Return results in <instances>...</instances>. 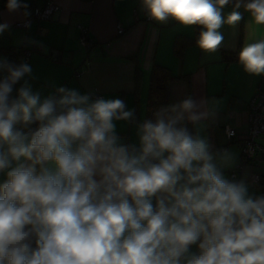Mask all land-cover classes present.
Returning <instances> with one entry per match:
<instances>
[{
	"label": "clouds",
	"instance_id": "obj_1",
	"mask_svg": "<svg viewBox=\"0 0 264 264\" xmlns=\"http://www.w3.org/2000/svg\"><path fill=\"white\" fill-rule=\"evenodd\" d=\"M228 3L142 0L157 21L201 26L197 45L209 53L224 39L222 25L242 18L241 0L222 16ZM243 7L264 26V0ZM22 8L8 0L10 13ZM9 27L0 23V33ZM238 60L264 74V39L244 44ZM0 72V264H264V196L224 176L231 152L213 151L199 128L193 135L183 126L214 118L219 101L162 107L128 145L116 133L117 121L134 120L123 100L63 86L42 99L25 79L28 63L0 57Z\"/></svg>",
	"mask_w": 264,
	"mask_h": 264
},
{
	"label": "crops",
	"instance_id": "obj_2",
	"mask_svg": "<svg viewBox=\"0 0 264 264\" xmlns=\"http://www.w3.org/2000/svg\"><path fill=\"white\" fill-rule=\"evenodd\" d=\"M47 1L57 4L58 10L52 19L41 21L39 25L31 24L27 28L15 24L31 15L34 7L43 6ZM27 4L26 9L9 12L7 7L0 8V23L7 22L10 27L0 33V46L13 48L37 49L31 53L28 64L32 75L25 77L34 92L41 98L57 94L61 86L76 89L81 94H91L96 98L123 100L127 109L134 112L135 69L141 72L139 84V103L137 118L132 122L117 121L116 133L121 142L128 145L137 144V124L145 115V99L148 90L149 73L153 63L166 66L176 79L167 85L169 106L178 104L187 97L194 100L206 99L219 101L214 118L193 125L185 120L183 126L192 134L205 137L213 151L228 150L237 163L240 148L246 136L247 103L256 91H264V74L251 75L245 72L239 63L238 55L246 43L264 39V26L251 22L250 13L241 0L239 9L241 19L234 25L224 23L218 30L224 37L215 52H205L197 45L200 26L195 34L194 26L185 27L169 18L164 22L150 16L142 5V0H21ZM237 0H229L222 9V16L234 10ZM137 17V18H136ZM79 25L87 29L95 39L92 48L86 49L79 41ZM124 28L117 34V28ZM177 34L194 38L180 57L173 52V40ZM233 60L225 61L224 53H234ZM55 53V58L50 53ZM23 80L14 86L12 96ZM135 113V112H134ZM229 125L236 132V137L229 139L225 131ZM264 145V138L259 140ZM230 166V167H231ZM224 168L223 174L230 168ZM6 179L0 173V182ZM249 193L257 196V185L247 182ZM192 252H197L193 245Z\"/></svg>",
	"mask_w": 264,
	"mask_h": 264
},
{
	"label": "built area",
	"instance_id": "obj_3",
	"mask_svg": "<svg viewBox=\"0 0 264 264\" xmlns=\"http://www.w3.org/2000/svg\"><path fill=\"white\" fill-rule=\"evenodd\" d=\"M8 0H0V8L7 7ZM58 10V6L53 1H47L43 6L34 7L31 15L24 20L17 22L16 27L27 28L31 24L39 25L41 21L52 19ZM137 18V17H136ZM146 20H151L150 16H146ZM80 36L79 41L86 49H90L95 44V39L91 37L87 29L79 25ZM124 28L119 26L117 34L123 33ZM37 49L35 45L31 48H24L19 60L29 62L30 55ZM50 56L55 58V53L51 52ZM0 57L11 58V52L0 50ZM6 75L0 72V79ZM247 123L248 128L246 136L240 148V157L237 163L226 171V178L235 181H247L256 183L260 176L264 174V146L259 140L264 137V92L256 91L247 103ZM227 137L232 139L236 137L235 130L229 125H225Z\"/></svg>",
	"mask_w": 264,
	"mask_h": 264
},
{
	"label": "trees",
	"instance_id": "obj_4",
	"mask_svg": "<svg viewBox=\"0 0 264 264\" xmlns=\"http://www.w3.org/2000/svg\"><path fill=\"white\" fill-rule=\"evenodd\" d=\"M195 34H197L200 26L195 25ZM195 41L194 38L187 37L185 35L177 34L173 40V52L176 56L180 57L184 51V49ZM7 50L11 52V58L9 59L10 62L14 64H19L20 57L22 55L23 48H13V47H4L0 46V50ZM237 56V51L234 53H224L223 59L225 61L233 60ZM177 76H173L170 72V69L166 66L153 63L152 68L149 73V81H148V90L145 99V115L142 120H154L155 113L161 109L162 107L169 106L168 101V91L167 85L170 81L176 79ZM141 80V72L138 67L135 69V100H134V118H137V109L139 103V84ZM259 91V90H258ZM264 92V91H262ZM55 94L53 96H57ZM38 127L37 123H33L29 125L27 128H24L22 125H17V128H22L24 131H28L29 129L35 130ZM189 131L192 133V128L189 126ZM264 138V137H262ZM260 143V142H259ZM262 145V143H260ZM264 146V145H262ZM240 157V155H239ZM239 160V159H238ZM235 165V164H234ZM233 165V166H234ZM231 166V168L233 167ZM258 188V195L257 196H264V174H262L259 180L255 183Z\"/></svg>",
	"mask_w": 264,
	"mask_h": 264
}]
</instances>
